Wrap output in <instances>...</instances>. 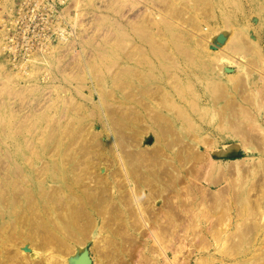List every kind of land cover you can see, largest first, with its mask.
<instances>
[{
    "label": "rangeland",
    "instance_id": "1",
    "mask_svg": "<svg viewBox=\"0 0 264 264\" xmlns=\"http://www.w3.org/2000/svg\"><path fill=\"white\" fill-rule=\"evenodd\" d=\"M157 127L167 170L193 147L214 166L197 185L235 205L198 217L217 241L184 259L264 264V0H0V227L29 211L27 196L51 222L83 204L96 226L66 259L97 264L100 170H82L96 149L107 194L129 191L123 150L151 148Z\"/></svg>",
    "mask_w": 264,
    "mask_h": 264
},
{
    "label": "bare ground",
    "instance_id": "2",
    "mask_svg": "<svg viewBox=\"0 0 264 264\" xmlns=\"http://www.w3.org/2000/svg\"><path fill=\"white\" fill-rule=\"evenodd\" d=\"M160 135L162 130L157 127L154 145L135 155L123 150L124 158L118 170L128 176L125 177L127 184L131 182L130 177H135L137 185L130 184L129 191L123 190L116 197L107 194L105 173L101 172L106 166L101 162L103 156L98 150L94 152L98 159L90 161L82 170L85 171L83 173L100 170L97 172V194L91 201L105 232V236L94 243V251L99 255L97 264H130L131 248L136 255L135 264H158L159 261H162L159 264H189V260L184 259V251L191 252L192 247H207L211 240L217 241L215 222L210 221L208 226L203 227L198 217H206L218 207L224 210L235 207L229 197L207 193L197 185L196 180L203 169L212 170L214 166L193 147L183 146V152L174 153L179 169L174 171V163L171 162V169L167 170L165 161L161 159L163 148ZM123 138H117L121 147ZM174 141L162 145L170 149ZM182 167L186 169L182 170ZM143 188L147 193H143ZM17 199L19 197L15 196L14 200ZM27 203L28 212L18 213L9 228L0 227V264H69L66 258L96 226L90 210L85 211L81 204L77 212L69 213L61 206L51 222L49 217L39 218L31 196H27ZM135 228H144L151 237V244L140 235L137 241L129 233L130 230L138 232L134 231ZM256 228L253 224L252 232ZM17 244L22 246L16 247ZM166 249L171 250L172 260L166 258ZM33 252L38 254L34 259L31 258ZM211 260L209 263H212ZM91 262L88 255L77 259L78 264Z\"/></svg>",
    "mask_w": 264,
    "mask_h": 264
}]
</instances>
